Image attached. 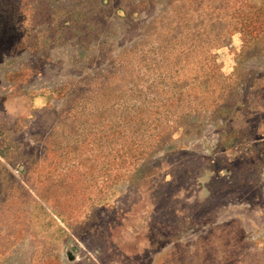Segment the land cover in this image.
<instances>
[{"label":"rangeland","instance_id":"374dc122","mask_svg":"<svg viewBox=\"0 0 264 264\" xmlns=\"http://www.w3.org/2000/svg\"><path fill=\"white\" fill-rule=\"evenodd\" d=\"M0 264H264V0H0Z\"/></svg>","mask_w":264,"mask_h":264}]
</instances>
